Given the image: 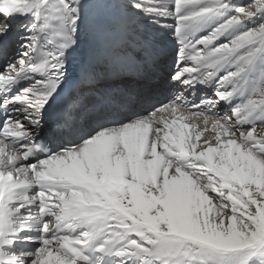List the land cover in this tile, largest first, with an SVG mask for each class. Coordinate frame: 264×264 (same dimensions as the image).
<instances>
[{"label":"snow or ice","instance_id":"snow-or-ice-1","mask_svg":"<svg viewBox=\"0 0 264 264\" xmlns=\"http://www.w3.org/2000/svg\"><path fill=\"white\" fill-rule=\"evenodd\" d=\"M0 264H264V0H0Z\"/></svg>","mask_w":264,"mask_h":264}]
</instances>
